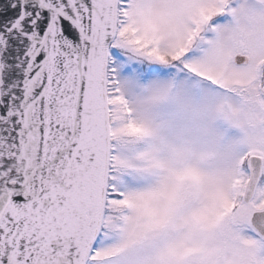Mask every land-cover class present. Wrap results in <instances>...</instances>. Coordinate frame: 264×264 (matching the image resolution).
I'll return each mask as SVG.
<instances>
[{
    "label": "snow or ice",
    "instance_id": "6c2138e0",
    "mask_svg": "<svg viewBox=\"0 0 264 264\" xmlns=\"http://www.w3.org/2000/svg\"><path fill=\"white\" fill-rule=\"evenodd\" d=\"M0 264H264V0H0Z\"/></svg>",
    "mask_w": 264,
    "mask_h": 264
}]
</instances>
